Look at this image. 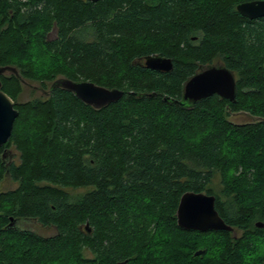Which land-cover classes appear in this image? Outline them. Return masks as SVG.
<instances>
[{"label":"trees","instance_id":"obj_1","mask_svg":"<svg viewBox=\"0 0 264 264\" xmlns=\"http://www.w3.org/2000/svg\"><path fill=\"white\" fill-rule=\"evenodd\" d=\"M243 1L0 0V66L42 86L65 77L123 91L98 109L58 86L18 102L20 80L0 75L18 110L0 147V182L17 184L0 191V264H264V17L239 14ZM155 54L172 69L142 64ZM215 61L233 72L235 101L175 103ZM240 112L253 120L229 119ZM187 191L214 195L233 231L180 228Z\"/></svg>","mask_w":264,"mask_h":264},{"label":"water","instance_id":"obj_2","mask_svg":"<svg viewBox=\"0 0 264 264\" xmlns=\"http://www.w3.org/2000/svg\"><path fill=\"white\" fill-rule=\"evenodd\" d=\"M236 10L248 19L264 17V0L239 2L236 4ZM142 64L149 69L162 72H168L173 67L170 58L157 54L145 56ZM6 73L14 74L22 82V77L16 67L0 66V75ZM54 86L71 91L83 103L96 109L117 101L123 95L120 89H109L88 80L74 81L59 77L52 81L50 88ZM212 95L231 102L235 101V76L231 70L221 64L206 65L194 73L183 85L181 100L174 99L173 101L181 105L186 102L194 104ZM17 115L18 110L14 107V101L1 89L0 81V147L9 139ZM176 223L180 228L187 230L233 231V227L227 224L216 210L215 196L204 192L187 191L181 195L176 209ZM255 226L263 227V223L257 221ZM85 229L90 230L87 223ZM202 252L201 249L197 250L194 255Z\"/></svg>","mask_w":264,"mask_h":264},{"label":"rangeland","instance_id":"obj_3","mask_svg":"<svg viewBox=\"0 0 264 264\" xmlns=\"http://www.w3.org/2000/svg\"><path fill=\"white\" fill-rule=\"evenodd\" d=\"M217 64H220V63L217 61L213 62V65H217ZM7 74H9V73H6V75ZM51 83L52 82H47L45 84V86H42L38 82L30 81V80L22 78V82H21L22 90H21L20 94L17 96V101L18 102H25V101L32 99V98H37V97L45 98V97H47L49 95V89H50ZM229 119L235 123H244V122H248V121L253 120V118L249 114L244 113V112L233 113L230 115ZM8 151L11 154H13L15 161H17L18 160V158H17L18 152L13 147H10ZM16 185L17 184L14 181H12L8 176H5L4 179L0 182V191L12 189ZM66 190L69 191L70 193H77V192H83L85 190V188H78L75 190L71 189V188H66ZM31 225H32L31 228H33L34 230H36L38 232H42V229L40 230L39 226L36 223L33 222V223H31ZM84 254L88 257L91 256V253L89 251H85Z\"/></svg>","mask_w":264,"mask_h":264},{"label":"flooded vegetation","instance_id":"obj_4","mask_svg":"<svg viewBox=\"0 0 264 264\" xmlns=\"http://www.w3.org/2000/svg\"><path fill=\"white\" fill-rule=\"evenodd\" d=\"M246 1H248V0H246ZM260 18H262V17H260ZM8 150H9V148H6V147L3 148L2 157L4 159H6L8 156L11 155V159L13 161H15V159L13 157V154H11ZM17 158H18V156H17ZM33 222L36 223L39 226L40 230L42 229V232H38V231L34 230L33 228H31L32 227L31 223H33ZM8 226L12 227V228H19L21 230L32 231L34 234H36V235H38V236H40L42 238L51 237V236H53L56 233V229L53 226H51V225H43V224L37 222L34 219H26V218H15V219H13L12 217H10V221L8 222Z\"/></svg>","mask_w":264,"mask_h":264}]
</instances>
